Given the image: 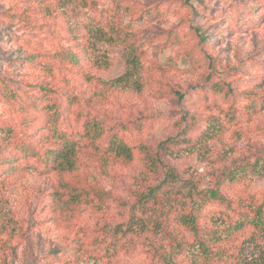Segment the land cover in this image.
I'll return each instance as SVG.
<instances>
[{"label":"rangeland","instance_id":"rangeland-1","mask_svg":"<svg viewBox=\"0 0 264 264\" xmlns=\"http://www.w3.org/2000/svg\"><path fill=\"white\" fill-rule=\"evenodd\" d=\"M54 130L71 172L43 161ZM115 138L127 165L100 161ZM263 158L264 0H0V264H264L261 234L234 231L264 217ZM167 171L173 210L137 203Z\"/></svg>","mask_w":264,"mask_h":264},{"label":"trees","instance_id":"trees-1","mask_svg":"<svg viewBox=\"0 0 264 264\" xmlns=\"http://www.w3.org/2000/svg\"><path fill=\"white\" fill-rule=\"evenodd\" d=\"M90 30L91 28H89V33L91 35L97 37L101 36L97 34L98 30ZM110 30L113 35L119 37L120 32L118 29L111 27ZM105 42L108 43L111 41L110 39H107ZM136 65L137 60L135 58H130L127 62L128 71L124 76H122L124 80H126L128 75L130 74L129 72H134ZM118 81L120 82L122 81V79H118ZM53 133L56 139L55 149L48 151L43 161L45 162L47 167H49L52 171H58V173H64L65 171L71 172L75 170L77 159L76 146L78 145V142L70 139L68 140L64 134L58 133L56 130H54ZM101 134L102 129L94 120L87 121L85 123L82 138L88 141V143H93L97 138L101 136ZM165 144L166 143L159 145V150L158 152L156 151V155H149L148 153L144 154V162L150 167L151 171L156 168V164L158 163L159 157L158 153L163 150V146ZM132 159L133 154L131 147L127 146L121 139L117 138L111 140V142L103 152V155L100 156V161H104V164H106L107 161L110 160L112 162H117L118 164L127 165L132 161ZM262 160L264 162V158ZM235 173H237V171H232L231 173H229V176H234ZM165 174V178L159 183V185L149 189L146 193L141 192L136 194V198H138L137 203L144 204L143 206H145L149 201H152V203L155 205L161 204L164 210H167V212L173 210V207L175 206V200L173 195L177 196L178 193L173 192L170 196H163L164 198H161V195L158 194V191L160 189L166 186L169 187L170 183L175 182V179L171 177L173 175H171L169 171H167ZM222 181L223 179L218 182ZM188 194H190L189 196H192V194H197L201 196L202 203H206L207 201H216L218 203H224V198L213 189L207 191H197L195 186H191L188 187ZM80 196L81 194L79 192L75 193L71 196L69 202L75 203ZM196 208L198 210L199 207L193 208L191 206L189 212H185L184 205H182L179 210V216L176 217L178 223L182 227L186 228L193 235H198L199 233V227L197 225L198 217L194 212ZM247 226L253 228L255 234H261V237L264 238V217L261 212V208L257 209L252 219H242L241 221H237L236 223H234V231L242 230L244 227Z\"/></svg>","mask_w":264,"mask_h":264}]
</instances>
